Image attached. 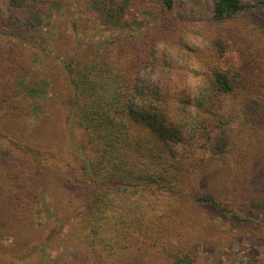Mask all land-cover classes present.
Returning a JSON list of instances; mask_svg holds the SVG:
<instances>
[{
  "label": "trees",
  "instance_id": "trees-1",
  "mask_svg": "<svg viewBox=\"0 0 264 264\" xmlns=\"http://www.w3.org/2000/svg\"><path fill=\"white\" fill-rule=\"evenodd\" d=\"M191 1L196 4V0ZM128 2L92 0L98 19L120 29L108 43L91 46L82 53L75 50L62 63L69 83L65 109L70 123L74 122L82 134L77 140L71 132V150L84 176L80 177V183L89 182L91 193L76 213L53 214L45 241L22 242L25 237L21 234L26 231H20L7 247L0 245V264H22L68 224L78 227L77 243L81 244L82 252L79 258L68 254L53 264L194 262V253L182 248L187 235L179 230L187 217L173 214V200L181 192L182 176L197 174L200 181L207 182L217 169L213 166L220 161L228 163L230 154L235 152L230 146L235 133L228 108L231 103L237 105L235 95L240 85L235 78L239 63L235 51H240L241 56L243 53L228 41L229 36H234L222 24L253 14L264 17V0H211L209 21L217 33L208 38L205 50L213 62L206 67L193 98L171 85L170 58L174 52L198 50L194 43L200 40L202 25L195 22L206 17L201 15L192 21L191 8L188 15L184 12L170 15L174 0H162L165 7L160 20H152L145 28L134 27L121 23ZM6 7L8 16H0V83L1 80L5 83L0 85V118L8 119L12 111L18 114L11 120L18 117L23 121V113L8 94L7 80L17 83L27 76L30 58L11 52L24 50L22 45L28 43L26 36L40 14L31 0H7ZM231 53L233 61L229 58ZM157 66L161 72L154 78L151 69ZM255 88L247 97L252 109L260 102L264 107L263 80ZM244 143L239 140L237 144ZM10 146L0 147L1 240L13 236L8 232L13 227L26 225L29 234L33 232V197L22 196L19 190L39 183L48 188V177L56 173L53 166L47 168L38 164L39 160L21 157L24 149H28L25 145L14 144L17 150L14 153ZM238 155H245L244 146L236 149L235 161ZM12 160L15 165H11ZM73 186L77 192L84 191V186ZM219 193L208 188L196 190L193 197L226 214L233 224L261 223L241 215L230 205L232 199L228 196L221 199ZM252 203L259 210L264 209V199L254 198ZM174 241L178 242L177 247ZM23 246L24 250L13 251ZM7 253L13 263L4 260ZM41 262L43 255L37 263Z\"/></svg>",
  "mask_w": 264,
  "mask_h": 264
},
{
  "label": "rangeland",
  "instance_id": "rangeland-1",
  "mask_svg": "<svg viewBox=\"0 0 264 264\" xmlns=\"http://www.w3.org/2000/svg\"><path fill=\"white\" fill-rule=\"evenodd\" d=\"M173 3L170 15H178L180 12L188 15L191 8L194 12L190 17L192 21L201 15L206 17L203 21L195 22L202 25L200 40L194 43L198 50L190 53L174 52L170 58L171 85L193 98L206 67L213 62L205 50L208 38L217 33L214 32L215 25L209 21L212 2L196 0L194 4L191 0H174ZM6 4L7 0H0V16H8ZM31 4L39 11L40 19L26 36L28 43L22 45V54L11 52L13 55L20 54L21 57L30 58L26 71L28 75L17 83L7 80L8 94L23 113V121L18 117L11 120L10 117L17 113L13 114L12 111L8 113V119L0 118V147L11 144V153H14L17 152L13 148L14 144L16 147L25 145L28 149H24L21 157H27L33 162L39 160L41 162L38 164H45L47 168L53 166L56 173L48 177V188L39 183L19 190L22 196L33 197L32 226L35 229L31 234L26 225L9 229L8 232L13 236L0 239V245L4 247L20 231H26L21 234V237H25L22 242L31 244L45 241L50 231L48 225L51 221L53 223V214L62 216L66 212L76 213L86 196L91 193L89 182L80 183V177L84 176L81 175L77 159L71 150V132L77 140L82 138V134L74 122L70 123L72 120L68 118L65 109L69 83L62 63L75 50L82 53L91 46L99 47L104 42L108 43L120 29L119 26H112L98 19L92 0H31ZM162 4V0H129L121 23L145 28L152 20H160L165 7ZM222 26L234 36H229L228 41L234 47H240L243 53L241 56L240 51H235L239 60L235 73V78L240 83L237 96L235 95L238 106L231 103L228 114L235 133L234 143L230 146L235 152L237 148L244 146L245 155H238L235 161V152H232L228 163L219 160V164L213 166L217 168L216 171L211 173L207 182L200 181L197 174L182 176L179 180L181 192L173 200V214L187 217L179 225V230L187 235L182 248L194 253L192 264H264V209L259 210L252 203L254 198L260 201L264 199V107L260 102L257 108L252 109L247 100L256 90L255 85L259 81L263 80L264 84V17L253 14L249 18L225 22ZM31 54L35 55L31 57ZM229 58L233 61L232 53ZM151 72L157 78L161 72L160 67L151 69ZM1 83L4 86L3 80ZM242 84L250 88L241 87ZM239 140L246 143L238 145ZM11 165H15V161L12 160ZM38 172L37 169L36 173ZM73 185L84 186V191H75ZM208 188L220 192L221 199L230 197L233 202L230 205L241 215L261 221L256 224L259 227L256 228L255 224L249 222L233 224L226 214L219 213L212 205L200 203L193 197L196 190ZM74 226L75 224H68L63 227L48 244L39 248L40 251L27 256L22 264H38L42 255L43 262L39 264L59 262L68 254L79 258L82 246L77 243L80 236L78 227ZM139 242L135 241V245ZM173 245L177 247L178 242L174 241ZM18 249L24 250L25 246L16 247L13 251ZM42 249H45L47 259L44 258ZM10 257L7 253L4 260L13 263Z\"/></svg>",
  "mask_w": 264,
  "mask_h": 264
}]
</instances>
